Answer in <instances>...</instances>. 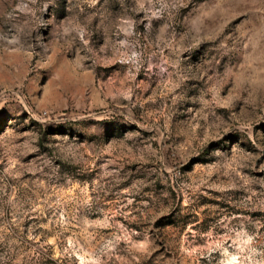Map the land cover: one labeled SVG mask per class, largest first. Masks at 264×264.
Here are the masks:
<instances>
[{"label": "rangeland", "instance_id": "1", "mask_svg": "<svg viewBox=\"0 0 264 264\" xmlns=\"http://www.w3.org/2000/svg\"><path fill=\"white\" fill-rule=\"evenodd\" d=\"M0 264H264V0H0Z\"/></svg>", "mask_w": 264, "mask_h": 264}]
</instances>
